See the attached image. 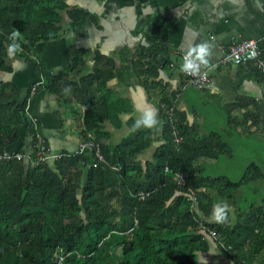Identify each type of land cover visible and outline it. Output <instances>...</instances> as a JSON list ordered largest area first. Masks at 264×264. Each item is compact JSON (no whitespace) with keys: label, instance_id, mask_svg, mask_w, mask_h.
<instances>
[{"label":"trees","instance_id":"1","mask_svg":"<svg viewBox=\"0 0 264 264\" xmlns=\"http://www.w3.org/2000/svg\"><path fill=\"white\" fill-rule=\"evenodd\" d=\"M61 11L72 20L78 18L59 0H0V71L11 70L9 44L16 43L15 56L24 58L30 53L29 44L60 37ZM13 31L20 33L15 41L10 39ZM155 45L165 55L149 65L156 71L158 65L172 62L165 42ZM95 57L93 70L86 75L80 74V55L56 73L40 66L41 82L34 89L54 94L62 110L80 108L77 133L82 141L98 145L102 161L94 157L93 148L89 164L77 151H61L53 160H40L37 124L25 110L33 85L17 102L19 88L0 80V155L4 151L21 154L20 159L0 158V264H57L59 253L64 255L60 264H198L197 253L207 249L209 231L227 259L236 264H264V206L247 209L233 225L230 219L218 224L199 215L207 214L213 204V197L200 187L214 186L226 195L243 179L210 181L198 173V158L218 154L217 134L191 135L195 121L189 123L174 109L168 116L173 98L162 86L158 94L163 142L141 164L137 156L150 147L151 130L131 131L116 144L117 157L112 160L100 122L111 117L102 87L113 77L114 64L109 56ZM135 65L142 71L144 62ZM247 65L261 77L251 62ZM232 105L238 109L256 103L240 96ZM247 118L251 124H260L259 106L251 107L244 114ZM22 126L30 140L29 154L15 146ZM175 137L181 139L175 141ZM178 174L180 180L175 177Z\"/></svg>","mask_w":264,"mask_h":264},{"label":"crops","instance_id":"2","mask_svg":"<svg viewBox=\"0 0 264 264\" xmlns=\"http://www.w3.org/2000/svg\"><path fill=\"white\" fill-rule=\"evenodd\" d=\"M59 1L66 10L78 14V18L72 20L65 11H61L63 33L60 37L29 44L30 53L24 58L9 55L6 48L11 70L0 71V80L19 88L17 102L23 100L29 87L39 85L40 66L56 73L65 68L74 56L80 55L83 62L80 74L86 75L92 72L97 54L109 56L114 64L113 77L102 90L110 102L111 117L100 122V127L107 132V148L112 160L117 157L116 144L132 131L135 120L148 107L158 110L161 124L157 129H151L150 147L137 156L141 164L150 159L153 149L163 142L158 94L162 86L163 92L172 94L174 110L189 123H197L191 129V135L217 134L214 146L218 154L196 160L202 177L210 181L217 177L235 181L231 177L234 170L226 167L216 170L214 165L220 159L230 162L242 156V152H250L238 170L236 181H243L233 192L221 195L214 186L199 188L206 196L210 194L213 197L208 213L198 212L201 218L214 222L211 219L213 205L221 202L229 206L231 225L247 209L262 208L263 199L260 203L254 200L245 203L241 190L238 194L236 191L249 182L253 183L250 187L255 190V183L264 177V80L247 68L249 62L229 65L222 64L220 59L230 44L240 40L255 41L259 54L264 55V0ZM160 40L169 49L172 66L158 65L155 71L154 68L149 69V65L165 58L155 45ZM201 41L212 45L210 67H202L208 74L210 85L197 90L184 86L181 60L172 52L186 51ZM138 55H141L139 59ZM139 62H144L142 71L135 65ZM29 93L25 110L27 116L36 122L37 134L48 154L78 151L89 164L91 149L87 145L80 146L84 141L77 133L80 108L75 105L73 112L70 106L62 110L56 96L43 89ZM240 96L251 98L259 106L263 115L260 124L254 125L250 118L244 119V114L256 105L234 108L232 104ZM209 116H220L222 121L215 123L209 120ZM23 131L22 126L15 146L22 147L29 154L30 140ZM206 237L208 247L197 253L198 264H236L220 254L210 236Z\"/></svg>","mask_w":264,"mask_h":264},{"label":"built area","instance_id":"3","mask_svg":"<svg viewBox=\"0 0 264 264\" xmlns=\"http://www.w3.org/2000/svg\"><path fill=\"white\" fill-rule=\"evenodd\" d=\"M184 51H178L175 50L172 52L173 55H175L178 59L181 60L182 62V57H183ZM220 62L222 64H229V65H245L248 62H251L255 68L259 71L261 78L264 80V55L259 54V51L256 47V43L253 40H240L237 42H233L230 44L227 48L226 51L224 52L223 56L220 59ZM182 75L184 77V86H189L195 89L202 90L204 88H207L210 85V79L208 77L207 72L205 69L201 68V72L198 76H189L186 75L185 73L182 72ZM41 82V81H40ZM38 82V84H40ZM36 85V84H34ZM34 85L31 88V92L34 90ZM168 110L171 112L173 111V106H169ZM170 114V113H169ZM36 139H37V146L39 147V154L38 158L40 160H50L54 159L58 156H60L61 152L50 155L48 154L45 146L42 144V140L38 134H36ZM181 138L180 137H175V141H179ZM84 145H87L89 148H93L94 152L93 155L97 159V161H102L103 157L101 153L99 152L98 145L92 142H84L80 144L81 147ZM78 152V151H77ZM11 157H15L16 159L21 158V154L15 153V152H7L4 151L1 155L0 158L2 159H8ZM96 161H92V166H95ZM111 168L116 169L115 166H111ZM175 177L178 178V180L181 179L180 174L176 175ZM193 201V200H192ZM202 232H205V230L201 229ZM210 237H212L213 233L212 231H209L207 233ZM57 257V264H60L62 259L64 258V255L59 253L56 255Z\"/></svg>","mask_w":264,"mask_h":264},{"label":"clouds","instance_id":"4","mask_svg":"<svg viewBox=\"0 0 264 264\" xmlns=\"http://www.w3.org/2000/svg\"><path fill=\"white\" fill-rule=\"evenodd\" d=\"M20 37L18 31L11 33L10 39L15 41ZM212 45L208 41H201L200 43L193 44L187 48L183 53L182 62L180 64V71L189 76H198L201 72V68H209ZM18 49L16 43L8 45L9 55H15ZM161 122L158 119V110L151 107L143 110L140 117L135 120L132 125V131L138 129H157ZM211 219L218 224H225L229 219V206L226 203H217L213 205ZM206 234V233H204ZM209 236V235H206ZM212 238V237H211Z\"/></svg>","mask_w":264,"mask_h":264},{"label":"rangeland","instance_id":"5","mask_svg":"<svg viewBox=\"0 0 264 264\" xmlns=\"http://www.w3.org/2000/svg\"><path fill=\"white\" fill-rule=\"evenodd\" d=\"M197 90H199V89H197ZM172 113H173V111L170 112L167 109V115L168 116H171ZM74 116H76V114H74ZM209 120H211L215 123H221V121H222L220 116L215 117V118L209 116ZM246 156H250V152H248V153L242 152V156H240L237 159L230 161V162H227V161H224L223 159H220L219 161H217L216 165H214V166H216V170L220 169L221 167H223V168L226 167L229 170H234V173L231 175V177H232V179H235V181H236L237 177H238L237 176L238 170H240L242 168L243 163L247 161ZM50 160H53V159H50ZM252 184H253L252 182H249L248 185H246L245 183L242 184L240 186L239 190L236 191V194H238L241 190L243 202H245V203H247V201H251V200H254L256 203H260L262 201V199L264 201V177L262 180L255 183L256 184L255 190L251 189L250 186ZM196 262L198 263V256H197Z\"/></svg>","mask_w":264,"mask_h":264},{"label":"bare ground","instance_id":"6","mask_svg":"<svg viewBox=\"0 0 264 264\" xmlns=\"http://www.w3.org/2000/svg\"><path fill=\"white\" fill-rule=\"evenodd\" d=\"M170 66H172V63L170 64Z\"/></svg>","mask_w":264,"mask_h":264}]
</instances>
